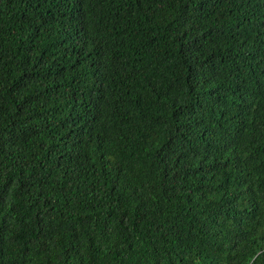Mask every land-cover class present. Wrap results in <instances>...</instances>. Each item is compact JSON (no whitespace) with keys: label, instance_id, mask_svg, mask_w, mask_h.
<instances>
[{"label":"trees","instance_id":"16d2710c","mask_svg":"<svg viewBox=\"0 0 264 264\" xmlns=\"http://www.w3.org/2000/svg\"><path fill=\"white\" fill-rule=\"evenodd\" d=\"M0 264H264V0H0Z\"/></svg>","mask_w":264,"mask_h":264}]
</instances>
